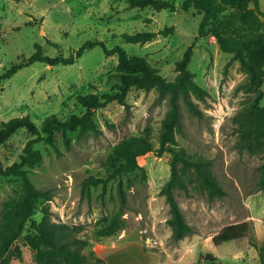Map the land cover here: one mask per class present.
<instances>
[{
    "label": "rangeland",
    "instance_id": "rangeland-1",
    "mask_svg": "<svg viewBox=\"0 0 264 264\" xmlns=\"http://www.w3.org/2000/svg\"><path fill=\"white\" fill-rule=\"evenodd\" d=\"M164 1L172 7L130 8L128 0H0V75L36 52L68 57L82 44L100 41L108 49L122 47L130 59L146 60L166 81H174L177 63L190 48L186 65L204 91L202 97L192 95L201 114H191L180 102L181 125L175 137L179 147L211 161L224 195L209 200L195 185L187 193L176 188L175 198L193 231L175 240L169 206L161 194L170 177L169 153L149 152L137 159V169L111 178L114 146L144 135L155 140L168 110L167 98L155 89L130 88L125 105L110 100L95 110L93 130L58 132L52 145L34 144L42 160L26 168L28 176L37 188L51 190L52 197L39 201L33 218L39 222L42 208L49 204L53 221L82 225V236L90 241L84 251L103 260L94 264H261L251 243L264 245V189L257 185L263 159L235 146V115L249 100L238 88L246 75L211 34L198 36L202 13L189 0ZM258 1L264 12V0ZM261 21L264 34V18ZM170 26L171 34H159ZM142 31L156 34L142 42L123 38ZM120 73L117 56L106 55L100 46L86 49L69 65L35 62L0 81V129L18 117L40 128L51 117L65 121L80 116L85 109L78 97L113 96ZM262 89L264 106V85ZM35 137L19 128L0 138V163L17 162ZM88 177L101 182L84 188ZM20 193L19 178L0 176V215L4 203ZM119 212L121 228L97 236ZM243 221L251 223L247 237L219 246L212 243L222 227ZM21 247V258L9 264H35L31 252Z\"/></svg>",
    "mask_w": 264,
    "mask_h": 264
},
{
    "label": "trees",
    "instance_id": "trees-1",
    "mask_svg": "<svg viewBox=\"0 0 264 264\" xmlns=\"http://www.w3.org/2000/svg\"><path fill=\"white\" fill-rule=\"evenodd\" d=\"M128 1L130 8L172 7V3L164 0ZM189 3L202 13L198 36L211 34L216 39L220 50L232 54V59L239 63L240 70L246 75L244 82L240 83L238 88L249 94V100L235 115L237 135L235 146L240 152L246 150L263 159L257 185L260 189H264V106L260 104L264 85V34L261 32V18H264V12L261 11L258 0H219L218 3H214L213 0H189ZM172 31V26L165 27L159 34L167 36ZM155 34L142 31L124 34L123 38L127 42H142L150 40ZM96 46L102 47L106 55H116L118 58V69L121 73L118 76V90L113 96L78 97V102L85 112L80 116L72 115L65 121L51 117L38 128L27 117H18L9 120L0 129V138L10 135L19 128H25L36 135L26 143L17 162L9 166H3L0 163V176H15L21 182L19 197L4 203L0 215V264H9L12 260L21 258V246L31 252L35 264L103 263V260L96 257L93 252L84 251L90 241L82 236L83 226L53 221L49 204L42 208L41 220L39 222L34 220L39 201H50L52 193L49 189L37 188L30 180L26 168L42 160V154L34 148V144L43 141L52 145L55 134L58 132L93 130L95 110L103 107L110 100H117L125 105L130 88L155 89L159 95L167 98L168 110L161 121L155 140L144 135L123 139L114 146L110 154V161L113 164L111 178L137 169L139 167L137 159L149 152L157 155L169 153L171 156L170 177L163 185L161 194L165 196L169 206L168 224L172 230V238L175 240H180L193 231L185 222L175 198L176 188L187 193L189 186L195 185L207 194L209 200L224 195L223 189L212 174L211 161L199 154L188 153L178 146L175 137L181 125L180 102L185 104L191 114L198 117L201 114L192 100V95L202 97L204 91L192 80L186 65L190 48L186 51L184 59L177 63L179 74L174 81H166L146 60L130 59L122 47L115 46L108 49L100 41H88L68 57L63 55L51 57L36 52L27 59L13 64L0 75V81L10 78L19 70L35 62L49 66L73 64L86 49ZM99 182H101L99 179L88 177L84 180V188ZM120 215L119 212L106 225L99 228L96 235L110 234L120 229L122 226ZM250 230L251 223L248 221L226 225L213 235L212 243L219 246L225 242L247 237ZM251 246L258 252L260 263L264 264V245L259 247L251 243Z\"/></svg>",
    "mask_w": 264,
    "mask_h": 264
},
{
    "label": "built area",
    "instance_id": "built-area-1",
    "mask_svg": "<svg viewBox=\"0 0 264 264\" xmlns=\"http://www.w3.org/2000/svg\"><path fill=\"white\" fill-rule=\"evenodd\" d=\"M146 243H147V245H150L151 242L149 240H147Z\"/></svg>",
    "mask_w": 264,
    "mask_h": 264
}]
</instances>
